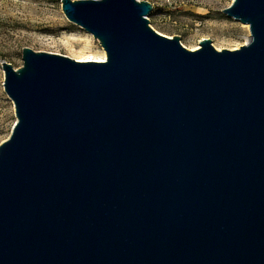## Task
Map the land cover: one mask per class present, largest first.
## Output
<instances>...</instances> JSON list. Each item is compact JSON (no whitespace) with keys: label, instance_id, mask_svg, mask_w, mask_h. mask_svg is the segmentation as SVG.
I'll list each match as a JSON object with an SVG mask.
<instances>
[{"label":"water","instance_id":"obj_1","mask_svg":"<svg viewBox=\"0 0 264 264\" xmlns=\"http://www.w3.org/2000/svg\"><path fill=\"white\" fill-rule=\"evenodd\" d=\"M105 59L1 61L0 264H264V0L217 49L155 30L144 0H60Z\"/></svg>","mask_w":264,"mask_h":264},{"label":"rangeland","instance_id":"obj_2","mask_svg":"<svg viewBox=\"0 0 264 264\" xmlns=\"http://www.w3.org/2000/svg\"><path fill=\"white\" fill-rule=\"evenodd\" d=\"M144 1L152 5L150 25L167 36L179 35L187 48L198 47L201 38L211 39L217 49H234L249 39L248 25L222 12L231 0ZM85 44L92 53L103 50L89 32L65 17L60 0H0V142L16 120L3 89L1 61L20 66L25 46L74 58Z\"/></svg>","mask_w":264,"mask_h":264},{"label":"bare ground","instance_id":"obj_3","mask_svg":"<svg viewBox=\"0 0 264 264\" xmlns=\"http://www.w3.org/2000/svg\"><path fill=\"white\" fill-rule=\"evenodd\" d=\"M73 23H75V22H73ZM245 27H247V24H245ZM195 48H197V46H194L192 49H195ZM74 59L80 60V61H93V60L101 61V60L105 59V52H104V50H102L101 53H92V52H90V47H88L85 44V46L83 45L80 48V50L77 52V56H75Z\"/></svg>","mask_w":264,"mask_h":264}]
</instances>
